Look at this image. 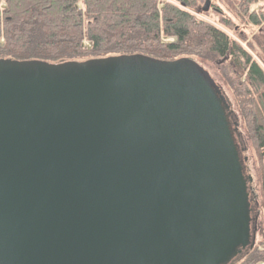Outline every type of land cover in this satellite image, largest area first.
I'll return each mask as SVG.
<instances>
[{"label":"water","instance_id":"95a60500","mask_svg":"<svg viewBox=\"0 0 264 264\" xmlns=\"http://www.w3.org/2000/svg\"><path fill=\"white\" fill-rule=\"evenodd\" d=\"M231 115L187 57L0 59V264H238L258 218Z\"/></svg>","mask_w":264,"mask_h":264},{"label":"trees","instance_id":"16d2710c","mask_svg":"<svg viewBox=\"0 0 264 264\" xmlns=\"http://www.w3.org/2000/svg\"><path fill=\"white\" fill-rule=\"evenodd\" d=\"M177 1L183 8L160 0H0V59L59 64L141 55L228 66L243 137L255 158L262 216L263 247L238 264H264V72L237 42L186 11L189 0ZM216 1L238 24H264V5L250 11L258 0Z\"/></svg>","mask_w":264,"mask_h":264},{"label":"rangeland","instance_id":"374dc122","mask_svg":"<svg viewBox=\"0 0 264 264\" xmlns=\"http://www.w3.org/2000/svg\"><path fill=\"white\" fill-rule=\"evenodd\" d=\"M161 2H167L170 4H174L183 8L181 6V2L177 0H160ZM191 3V7L186 8L185 10L188 11L191 15H193L196 19L201 20L216 29L225 33L231 40L237 42L250 56L251 58L259 65L261 70L264 72V24L252 28L251 26H245L242 24H238L237 20L234 16L230 13H226L222 4L217 2L216 0H210L212 4V10L208 13H200L197 14V9L203 6V0H197L194 4V0H189ZM264 5V0H258L256 4L250 7V11L254 12L257 11L260 6ZM199 6V7H198ZM227 22V26H224L222 23ZM229 22V23H228ZM245 38L244 39H242ZM164 41L169 42L170 39H164ZM201 64L211 75V77L218 83L221 87L228 104L232 110L233 115L236 118V124L239 129V141L243 150V157L245 158V164L247 167L248 173L252 176L253 187L255 192V207L257 210V233L255 239V248H262L263 246L260 245L261 237L260 231L262 227V216L259 211V179L257 174V168L255 163V158L252 154L251 149L246 144L243 131H242V120L239 116L237 100L235 97V83L233 82V75L230 72L228 66L226 65H219L216 66L214 62L208 63L201 62L194 58H191ZM253 249V250H254ZM252 250V251H253ZM261 250V249H260ZM251 251V252H252ZM250 252V253H251ZM248 253V254H250Z\"/></svg>","mask_w":264,"mask_h":264},{"label":"flooded vegetation","instance_id":"af4514ba","mask_svg":"<svg viewBox=\"0 0 264 264\" xmlns=\"http://www.w3.org/2000/svg\"><path fill=\"white\" fill-rule=\"evenodd\" d=\"M210 1V0H209ZM203 4H204V0H203V2H202ZM199 7V6H198ZM203 6H201V7H199L198 9H197V11L198 10H200L201 8H202ZM210 10H212V4H211V2H210V4H209V9H208V11L206 12V13H208ZM231 122H236V118H235V116L233 115V113H232V115H231Z\"/></svg>","mask_w":264,"mask_h":264}]
</instances>
